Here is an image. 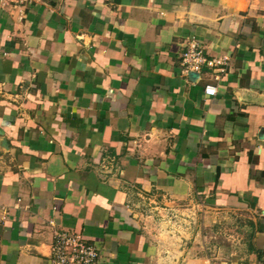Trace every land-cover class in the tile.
Returning <instances> with one entry per match:
<instances>
[{
    "label": "crops",
    "instance_id": "crops-1",
    "mask_svg": "<svg viewBox=\"0 0 264 264\" xmlns=\"http://www.w3.org/2000/svg\"><path fill=\"white\" fill-rule=\"evenodd\" d=\"M192 39L224 63L186 72ZM56 231L101 264H264V0L0 10V264H56Z\"/></svg>",
    "mask_w": 264,
    "mask_h": 264
},
{
    "label": "built area",
    "instance_id": "built-area-1",
    "mask_svg": "<svg viewBox=\"0 0 264 264\" xmlns=\"http://www.w3.org/2000/svg\"><path fill=\"white\" fill-rule=\"evenodd\" d=\"M36 0H0V10L19 11L24 13ZM224 63L222 59H210L203 48L192 39L181 54V64L186 72L199 73L204 66L211 68ZM204 93L213 96L217 93V87L206 84ZM53 261L56 264H101L100 250L94 243L87 242L80 232L56 231L52 245Z\"/></svg>",
    "mask_w": 264,
    "mask_h": 264
},
{
    "label": "rangeland",
    "instance_id": "rangeland-1",
    "mask_svg": "<svg viewBox=\"0 0 264 264\" xmlns=\"http://www.w3.org/2000/svg\"><path fill=\"white\" fill-rule=\"evenodd\" d=\"M150 201L148 199H142L140 201V204H139V207L140 208H143V207H146L148 205ZM146 205V206H145ZM148 212V211H147ZM176 215V214H175ZM177 216V215H176ZM176 216H173L175 219L177 218Z\"/></svg>",
    "mask_w": 264,
    "mask_h": 264
},
{
    "label": "water",
    "instance_id": "water-1",
    "mask_svg": "<svg viewBox=\"0 0 264 264\" xmlns=\"http://www.w3.org/2000/svg\"><path fill=\"white\" fill-rule=\"evenodd\" d=\"M193 74H197V73H195V72H192Z\"/></svg>",
    "mask_w": 264,
    "mask_h": 264
}]
</instances>
